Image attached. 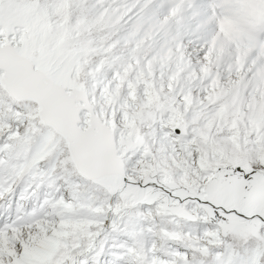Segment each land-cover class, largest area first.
Returning a JSON list of instances; mask_svg holds the SVG:
<instances>
[{
    "label": "snow or ice",
    "instance_id": "6c2138e0",
    "mask_svg": "<svg viewBox=\"0 0 264 264\" xmlns=\"http://www.w3.org/2000/svg\"><path fill=\"white\" fill-rule=\"evenodd\" d=\"M0 264H264V0H0Z\"/></svg>",
    "mask_w": 264,
    "mask_h": 264
}]
</instances>
